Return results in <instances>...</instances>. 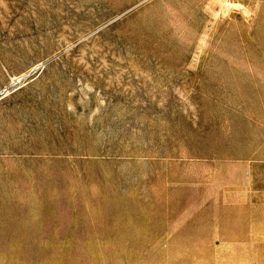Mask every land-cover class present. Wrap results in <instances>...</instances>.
<instances>
[{
	"label": "rangeland",
	"instance_id": "1",
	"mask_svg": "<svg viewBox=\"0 0 264 264\" xmlns=\"http://www.w3.org/2000/svg\"><path fill=\"white\" fill-rule=\"evenodd\" d=\"M40 63L0 264H264V0H0V90Z\"/></svg>",
	"mask_w": 264,
	"mask_h": 264
},
{
	"label": "bare ground",
	"instance_id": "2",
	"mask_svg": "<svg viewBox=\"0 0 264 264\" xmlns=\"http://www.w3.org/2000/svg\"><path fill=\"white\" fill-rule=\"evenodd\" d=\"M42 64L40 63V64H37V65H35V66H33L32 68H30L26 73H24V74H21V75H19V76H15V77H11V80L13 81V82H18V81H20L21 79V77L22 76H26V75H28V74H30L33 70H35V69H37L38 67H40ZM40 70V69H39ZM21 76V77H20ZM11 84V83H10ZM24 84V83H23ZM19 87V86H18ZM12 91H14V88H12L10 91H8L7 92V94H9V93H11Z\"/></svg>",
	"mask_w": 264,
	"mask_h": 264
},
{
	"label": "built area",
	"instance_id": "3",
	"mask_svg": "<svg viewBox=\"0 0 264 264\" xmlns=\"http://www.w3.org/2000/svg\"><path fill=\"white\" fill-rule=\"evenodd\" d=\"M19 82H20V81H18V82H13V81L11 80V82H10L11 84L9 83L7 86L3 87V88L0 90V100H1L2 98H4L6 95H8L7 92L10 91L12 88H15V86H16L17 84H19Z\"/></svg>",
	"mask_w": 264,
	"mask_h": 264
}]
</instances>
